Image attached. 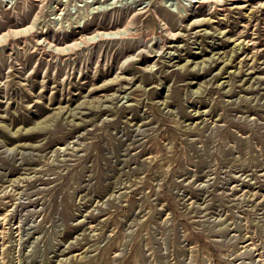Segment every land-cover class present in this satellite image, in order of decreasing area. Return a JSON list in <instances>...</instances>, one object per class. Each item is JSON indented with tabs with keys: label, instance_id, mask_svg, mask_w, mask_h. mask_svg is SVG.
Wrapping results in <instances>:
<instances>
[{
	"label": "rangeland",
	"instance_id": "1",
	"mask_svg": "<svg viewBox=\"0 0 264 264\" xmlns=\"http://www.w3.org/2000/svg\"><path fill=\"white\" fill-rule=\"evenodd\" d=\"M0 264H264V0H0Z\"/></svg>",
	"mask_w": 264,
	"mask_h": 264
},
{
	"label": "bare ground",
	"instance_id": "2",
	"mask_svg": "<svg viewBox=\"0 0 264 264\" xmlns=\"http://www.w3.org/2000/svg\"><path fill=\"white\" fill-rule=\"evenodd\" d=\"M109 34H118V33H117V32H111V31H110V32H102V33H97V34H95V36L97 35L96 37L98 38V35H109ZM91 37L93 38L94 36H90V37H88V39L90 40ZM92 38H91V39H92ZM88 39H87V40H88ZM63 49H66V50H67V46L59 47V48H58V47H54V50H55V51L63 50Z\"/></svg>",
	"mask_w": 264,
	"mask_h": 264
}]
</instances>
